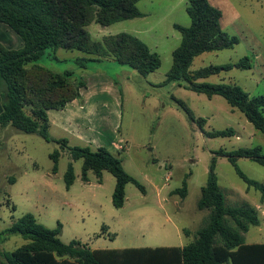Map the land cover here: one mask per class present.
<instances>
[{
  "label": "rangeland",
  "instance_id": "obj_1",
  "mask_svg": "<svg viewBox=\"0 0 264 264\" xmlns=\"http://www.w3.org/2000/svg\"><path fill=\"white\" fill-rule=\"evenodd\" d=\"M220 9L221 28L240 40L234 48L206 52L196 57L191 70L208 65L237 62L251 58L253 68H234L204 80L209 83L236 84L252 96L264 95V0H209ZM189 0H141L144 17L125 20L110 26L95 22L87 31L95 41L110 35L128 33L137 36L161 58L158 70L142 76L113 58L87 62L77 50L47 49L36 61L54 72H72L82 78L86 99L92 97L100 108L97 136L111 153L118 156L126 172L137 179L145 193L128 183L126 201L115 208L112 195L115 177L104 171L99 182L93 172L88 182L82 180L83 160L73 161L61 145L44 140L39 134H27L13 126H0V232L24 214L55 229L62 224L60 239L68 244L79 241L91 249H125L142 247H182L197 238L210 221V209L200 210L198 203L214 152L260 146L264 154V134L257 130L238 109L221 96L208 98L186 87V82H167L173 64V51L182 35L175 29L191 25L187 13ZM0 40L15 35L0 24ZM7 29V31H6ZM7 35V37H6ZM9 38V37H8ZM4 87H0V92ZM184 102L196 118L206 119L204 130L213 132L232 128V137H207L178 103ZM54 111H51L52 114ZM54 138L67 139L70 146H91L71 138L64 130L51 127ZM110 143H113L110 146ZM59 152L58 169L53 173V152ZM72 162L74 184L67 189L64 175ZM238 167L251 179L264 184V166L249 159H239ZM218 183L228 207L260 205V192L248 189L225 157H217ZM188 176V194H174ZM260 226L244 233L246 243H264V212ZM103 226L108 227L103 232ZM188 231V234L185 232ZM27 241L19 235L0 240V263L9 264L6 254Z\"/></svg>",
  "mask_w": 264,
  "mask_h": 264
},
{
  "label": "trees",
  "instance_id": "obj_2",
  "mask_svg": "<svg viewBox=\"0 0 264 264\" xmlns=\"http://www.w3.org/2000/svg\"><path fill=\"white\" fill-rule=\"evenodd\" d=\"M141 0H0V24L19 37L22 47L7 46L8 37L0 40V126H13L27 134H39L69 151L73 161L82 159V180L88 182L93 172L102 181L104 171L116 179L112 195L115 208L126 201L125 187L133 183L141 192L144 186L125 171L121 159L105 147L70 146L67 139L50 135L49 110H62L81 96L86 87L82 78L72 72L58 73L36 63L47 49L77 50L85 54L79 58L81 66L113 58L117 63L136 70L142 76L155 72L161 66L159 54L137 36L120 33L110 35L102 42L92 39L87 26L95 22L101 26L144 17L139 10ZM191 19L189 27L175 24L181 35L180 45L173 51V64L167 73V82L184 81L186 87L208 98L223 97L241 111L247 120L264 134V95L252 96L236 84L209 83L204 80L234 68H253L249 56L224 65H208L191 70L194 59L206 52L234 48L240 40L221 28L222 12L209 0H189L186 8ZM7 31V29H6ZM8 32V31H7ZM1 36V35H0ZM178 103L189 118L197 123L207 137H232V128L206 132V119L196 118L184 102ZM207 181L201 190L200 210L210 209V221L197 233V238L183 247H142L125 249H91L79 241L66 244L61 241L62 224L55 229L39 223L27 213L0 232V240L19 235L27 242L6 254L9 264H264V244H247L244 233L261 224L259 210L250 204L228 207L218 183L217 157H225L234 166L237 175L248 189L260 192L264 206V184L249 178L237 165L239 159H249L264 166L260 146L214 152ZM60 153L51 154L53 173L57 172ZM188 176L181 188L174 190L185 198L188 194ZM66 188L75 181L73 163L64 175ZM108 227L103 226V232ZM188 234V231H185ZM1 264V263H0Z\"/></svg>",
  "mask_w": 264,
  "mask_h": 264
},
{
  "label": "crops",
  "instance_id": "obj_3",
  "mask_svg": "<svg viewBox=\"0 0 264 264\" xmlns=\"http://www.w3.org/2000/svg\"><path fill=\"white\" fill-rule=\"evenodd\" d=\"M1 31V29H0ZM7 46L17 48L20 47V41L15 35L8 34ZM85 93L81 90V96L79 99L74 100L66 105L62 110L48 111V115L51 122V127L55 126L61 130H64L71 138L85 142L86 144L94 145L97 149L104 147L102 144V137L97 136L94 130L97 129V119H102V115L99 114L100 108L106 107V103L102 105H96L92 102V97L85 98ZM51 129V128H50ZM55 138V137H54ZM57 139V138H55ZM61 139V138H58ZM66 139V138H65ZM113 143H110L112 146ZM86 146V145H85ZM260 213V219L264 212V207L260 205L255 206ZM260 226V225H259ZM247 244H264V243H247ZM185 246V245H184ZM161 247H176V246H161ZM183 247V246H182ZM154 248V247H153Z\"/></svg>",
  "mask_w": 264,
  "mask_h": 264
}]
</instances>
